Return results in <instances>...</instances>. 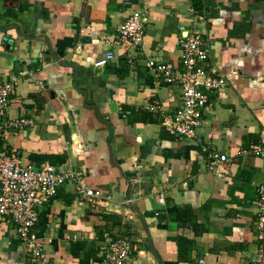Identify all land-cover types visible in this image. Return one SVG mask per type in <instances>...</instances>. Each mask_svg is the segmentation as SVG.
I'll return each mask as SVG.
<instances>
[{"label":"crops","instance_id":"obj_1","mask_svg":"<svg viewBox=\"0 0 264 264\" xmlns=\"http://www.w3.org/2000/svg\"><path fill=\"white\" fill-rule=\"evenodd\" d=\"M137 10L150 19L142 44L112 48ZM195 32L227 86L188 139L163 125L180 91L145 63L180 67ZM109 50L114 59L97 66ZM11 80L10 116L34 125L5 132L0 147L24 164L80 169L109 201L95 206L63 186L39 209L40 260L0 218V264H104L99 246L118 238L135 247L127 264L257 263L264 159L247 151L264 144V0H0V83ZM155 103L161 111L147 109ZM218 154L228 161L210 170Z\"/></svg>","mask_w":264,"mask_h":264},{"label":"built area","instance_id":"obj_2","mask_svg":"<svg viewBox=\"0 0 264 264\" xmlns=\"http://www.w3.org/2000/svg\"><path fill=\"white\" fill-rule=\"evenodd\" d=\"M149 20L147 11H135L118 26L116 38L107 43L112 48L128 43L137 49L144 40ZM180 46V67L155 59L147 60L145 66L156 77L180 91L181 106L171 116L164 118L165 129L176 137L193 139L197 137V131L203 123L212 94L223 92L227 82L223 75L206 68L210 57L209 46L201 33L187 35ZM112 59L114 51L109 50L105 58L96 65L104 66ZM16 86V80L0 83V140L7 131L19 133L34 125L32 119L25 116L12 118L9 114ZM147 109L161 111L156 103L149 105ZM247 153L264 159V144L250 147ZM227 161L225 154L215 155L209 169L214 171L218 164ZM69 183L75 186L77 196L92 205L109 201L101 191L86 184L85 174L80 169L51 164H24L18 154L0 147V218H7L13 223L25 249L35 260H40L45 251L35 232L39 209L47 205ZM257 197L259 250L256 264H264V184L258 187ZM98 253L104 264H127L134 256L135 247L129 239L118 238L101 244Z\"/></svg>","mask_w":264,"mask_h":264},{"label":"water","instance_id":"obj_3","mask_svg":"<svg viewBox=\"0 0 264 264\" xmlns=\"http://www.w3.org/2000/svg\"><path fill=\"white\" fill-rule=\"evenodd\" d=\"M111 110H112L113 112H117V104H116V103H112V104H111ZM119 113H120L121 115L125 114V112H121V111H119ZM122 175L124 176V178L127 179V177L125 176V174H124L123 172H122Z\"/></svg>","mask_w":264,"mask_h":264},{"label":"trees","instance_id":"obj_4","mask_svg":"<svg viewBox=\"0 0 264 264\" xmlns=\"http://www.w3.org/2000/svg\"><path fill=\"white\" fill-rule=\"evenodd\" d=\"M102 217L105 219V220H110V219H113V216L112 215H107V214H104V216L102 215Z\"/></svg>","mask_w":264,"mask_h":264}]
</instances>
